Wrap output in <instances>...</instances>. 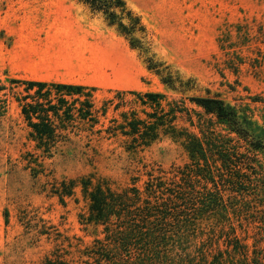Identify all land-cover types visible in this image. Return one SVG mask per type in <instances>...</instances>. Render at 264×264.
<instances>
[{
	"label": "rangeland",
	"instance_id": "rangeland-1",
	"mask_svg": "<svg viewBox=\"0 0 264 264\" xmlns=\"http://www.w3.org/2000/svg\"><path fill=\"white\" fill-rule=\"evenodd\" d=\"M124 1L146 26L148 54L194 89L164 83L146 53L80 0H0V264H241L240 246L247 264H264V154L225 167L215 152L246 154V145L188 97L218 96L264 132V0ZM31 80L93 88L97 122L77 119L69 139L44 153L22 113L37 89L28 90ZM145 93L164 95L165 110L182 109L179 137L160 128L138 145L129 127L112 130L132 112L149 120ZM159 180L167 189L150 194L148 183ZM96 186L138 189L142 207L158 204L151 255L132 248L112 259L114 233L125 226L82 222Z\"/></svg>",
	"mask_w": 264,
	"mask_h": 264
},
{
	"label": "trees",
	"instance_id": "trees-1",
	"mask_svg": "<svg viewBox=\"0 0 264 264\" xmlns=\"http://www.w3.org/2000/svg\"><path fill=\"white\" fill-rule=\"evenodd\" d=\"M90 7L92 11L102 13L109 25L115 26L120 34L128 39L133 48H139L141 53H146L145 60L148 62L149 69H155V72L161 77L164 83L170 87L186 93L195 88V84L190 78H183L178 75L165 62L156 61L153 54H148L146 43L148 33L146 26L141 18L137 16L126 4L124 0H80ZM127 20V24L124 20ZM136 33H140V38L135 37ZM28 90L37 86L33 94L28 93L23 99L22 113L32 130L30 137L37 141L38 148L44 146V153H51L52 148L59 142L69 139L68 127L73 126L77 119L80 121H95L94 103L91 99V91L83 85L63 84V83H47L42 81H28ZM77 96V97H74ZM68 97L73 98L69 103ZM83 97V100H82ZM192 102H196L202 106L205 113L212 115L216 121L225 126L227 134L234 133L238 141L242 140L247 148V153L242 154L236 149L222 147L215 152L218 155L217 160H221L225 167L240 168L239 164H250L257 161V155L264 154V132L254 124L252 119L246 114L240 113L235 107L225 103L221 98L215 95H188ZM31 98V101H28ZM140 100L143 105L152 108V112H146L149 120H142L136 117V113L132 112V117L127 118V123L117 128H130V134L135 135L138 145H148L149 141L156 138L161 128L164 133H172L179 137V133L173 130V122L176 119V112L181 111L176 106L169 110H165L163 106L164 95L160 93H145ZM107 101L104 104L103 114L107 111ZM79 103V106H77ZM124 104L123 98L116 105L118 108ZM126 118V116L124 115ZM58 121V123H57ZM125 132V131H124ZM127 133V132H126ZM127 133V134H128ZM187 138L196 141L197 147L202 148V143L194 136L188 134ZM232 139H230L231 141ZM222 146V145H221ZM204 151V149H203ZM197 151H195V154ZM202 153V151H201ZM203 154V153H202ZM214 155V153H211ZM86 187L88 182L84 183ZM147 189L153 194L163 190L164 183L159 180L158 183L150 181ZM167 189V187H165ZM171 190V189H168ZM90 208L89 215L82 217L84 224L90 223H108L113 218L119 222L118 229L114 233V249L112 259H118L123 253L129 257L132 255V248L141 249V252L151 255L152 242L157 239L158 223L151 221V217L155 216L158 210V204H150L148 199L144 200L145 205L142 207L138 189L125 190L122 193L112 191L109 188L96 186L89 191ZM109 231V229L107 230ZM142 241H145L146 248L143 247ZM142 244V245H141ZM241 250L240 254L245 256L244 262L247 264V253L245 247H235V250ZM235 250L233 253L235 254ZM222 256V255H221ZM217 259V258H215ZM189 264H197L195 262ZM209 264H226L221 257ZM231 264H239L234 261Z\"/></svg>",
	"mask_w": 264,
	"mask_h": 264
}]
</instances>
